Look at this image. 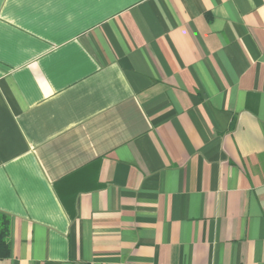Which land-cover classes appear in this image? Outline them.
<instances>
[{
	"label": "crops",
	"instance_id": "0c3cea01",
	"mask_svg": "<svg viewBox=\"0 0 264 264\" xmlns=\"http://www.w3.org/2000/svg\"><path fill=\"white\" fill-rule=\"evenodd\" d=\"M6 220L0 264H264V0H0Z\"/></svg>",
	"mask_w": 264,
	"mask_h": 264
},
{
	"label": "trees",
	"instance_id": "16d2710c",
	"mask_svg": "<svg viewBox=\"0 0 264 264\" xmlns=\"http://www.w3.org/2000/svg\"><path fill=\"white\" fill-rule=\"evenodd\" d=\"M3 223L5 225V230L3 231ZM2 224H1V227L0 228V245H5V237L7 236V232H8V224H7V220L4 221Z\"/></svg>",
	"mask_w": 264,
	"mask_h": 264
}]
</instances>
